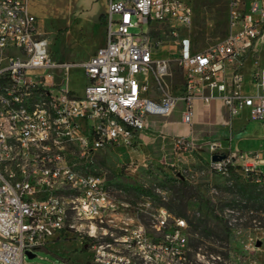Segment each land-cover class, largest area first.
Returning a JSON list of instances; mask_svg holds the SVG:
<instances>
[{"label":"built area","instance_id":"2783aa9c","mask_svg":"<svg viewBox=\"0 0 264 264\" xmlns=\"http://www.w3.org/2000/svg\"><path fill=\"white\" fill-rule=\"evenodd\" d=\"M30 1L0 0V264H38L25 258L77 232L92 252L87 264H133L135 258L184 264L178 245L185 221L171 225L165 208L156 215L161 240L143 224L122 227L125 232L113 241L101 239L119 205L94 157L110 145L132 146L149 117L170 115L179 103L182 121L190 125L197 100L208 106L221 100L231 118L247 111L249 120L264 122V65L257 60L253 92L245 90L244 73L250 55L264 44V0H228L226 35L192 53L184 30L193 23L196 0H109L106 43L81 62L52 57ZM153 23L169 26L167 39H175L181 52L176 59L185 81L179 93L164 87L172 59L157 53L165 47L170 52L171 44L151 40L143 24ZM137 27L141 33L132 32ZM72 68H82L89 80L82 96L70 93ZM153 84L161 94H150ZM205 144L212 171L228 176L240 166L264 183L259 152L237 156L218 141ZM195 145L194 138L174 137V151ZM215 154L226 156L213 160Z\"/></svg>","mask_w":264,"mask_h":264},{"label":"rangeland","instance_id":"374dc122","mask_svg":"<svg viewBox=\"0 0 264 264\" xmlns=\"http://www.w3.org/2000/svg\"><path fill=\"white\" fill-rule=\"evenodd\" d=\"M229 10L228 0H196L193 23L184 30L185 37L191 40L189 52L203 50L226 35ZM143 30H149L156 44L159 41L171 44L170 52L165 47L158 51L157 57L170 55L173 74L163 84L167 91L179 93L185 81L176 59L181 52L175 47V39H167L169 26L143 24ZM132 32L141 33V27L133 28ZM256 67L255 62L249 65L250 71ZM82 76L80 69H73L69 82ZM161 93L162 89L153 84L150 94ZM216 141L224 152L228 151L223 138ZM244 141L239 138L240 144ZM71 150L72 156L77 155L76 146ZM129 155L107 146L94 157V168L106 176L109 192L119 205L114 222L108 225V234H100L102 240L113 241L125 232L122 227L133 228L138 224H143L154 240H161L163 231L155 223L156 215L165 208L171 214V225L179 219L185 221L183 239L178 245L184 264H264V183L254 182L252 175L244 174L240 166L234 167L228 176L212 171L209 148L203 140H196L192 149L172 151L160 160L139 162L133 158L134 154L132 159ZM78 233L66 234L46 247L37 248L36 255L27 256L25 261L87 264L92 252L89 247L83 250L86 241L81 244ZM133 264L156 263L135 258Z\"/></svg>","mask_w":264,"mask_h":264},{"label":"crops","instance_id":"0c3cea01","mask_svg":"<svg viewBox=\"0 0 264 264\" xmlns=\"http://www.w3.org/2000/svg\"><path fill=\"white\" fill-rule=\"evenodd\" d=\"M109 0H31L30 10L38 17L39 30L49 41V51L58 61L81 62L89 60L106 43L105 14ZM259 59L264 65V44L259 46V54L252 53L244 67L245 90L253 89V75L257 70L249 65ZM257 65V63H256ZM258 66V65H257ZM82 78L69 82L72 95L82 96L89 82L84 70ZM55 82H61L60 71H56ZM249 78V79H248ZM182 103L167 116H151L148 126L138 134L132 146L110 145L126 156L134 154L139 162L155 161L174 151V137L213 141L223 138L226 152L235 155L259 152L264 159V122L249 120L247 111L231 118L228 108L221 100L211 105L201 100L195 102L193 124L182 121ZM239 138L245 141L239 143ZM101 150V149H100ZM264 171V162L261 164Z\"/></svg>","mask_w":264,"mask_h":264},{"label":"water","instance_id":"95a60500","mask_svg":"<svg viewBox=\"0 0 264 264\" xmlns=\"http://www.w3.org/2000/svg\"><path fill=\"white\" fill-rule=\"evenodd\" d=\"M225 156L226 155L215 154V155H213L212 158H213V160H221V159L225 158ZM260 245H261V242H258V246H260ZM29 256L34 257L35 255L33 253H29Z\"/></svg>","mask_w":264,"mask_h":264},{"label":"trees","instance_id":"16d2710c","mask_svg":"<svg viewBox=\"0 0 264 264\" xmlns=\"http://www.w3.org/2000/svg\"><path fill=\"white\" fill-rule=\"evenodd\" d=\"M233 171H234V167H231V172H233ZM86 244H87V243H86ZM86 244H85V246L83 247V250H86V249H87Z\"/></svg>","mask_w":264,"mask_h":264}]
</instances>
